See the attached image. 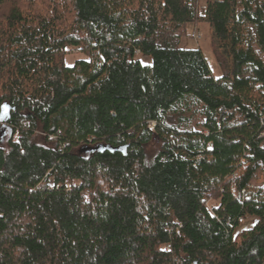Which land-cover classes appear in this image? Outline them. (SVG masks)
<instances>
[{"label":"trees","instance_id":"16d2710c","mask_svg":"<svg viewBox=\"0 0 264 264\" xmlns=\"http://www.w3.org/2000/svg\"><path fill=\"white\" fill-rule=\"evenodd\" d=\"M263 59L264 0H0V264H264Z\"/></svg>","mask_w":264,"mask_h":264},{"label":"rangeland","instance_id":"374dc122","mask_svg":"<svg viewBox=\"0 0 264 264\" xmlns=\"http://www.w3.org/2000/svg\"><path fill=\"white\" fill-rule=\"evenodd\" d=\"M202 7V3H200ZM193 31H196L200 34V39L198 41H194L190 38V35ZM210 37H211V31L207 24H198L196 27L194 25H187L186 31L182 36H177L176 39L178 40V47L181 49L186 50H194V49H200L202 53L204 54L205 58L207 59V63L212 71V74L214 77H218L221 75V71L219 66L217 65L214 55L211 50V44H210ZM141 58L140 61L142 64H148V58L137 56V58ZM86 58L77 52L76 50H69L67 52V55L64 58V63L66 66L70 67L73 65V63L76 60H81ZM193 130H200L199 127L193 126ZM7 137L2 136L0 137V145H4ZM254 223V220H248L244 225H242L243 228H250Z\"/></svg>","mask_w":264,"mask_h":264},{"label":"built area","instance_id":"2783aa9c","mask_svg":"<svg viewBox=\"0 0 264 264\" xmlns=\"http://www.w3.org/2000/svg\"><path fill=\"white\" fill-rule=\"evenodd\" d=\"M190 38H191L192 40H194V41H198V40L200 39V34H199L198 32H196V31H193V32L191 33V35H190ZM263 61H264V59H263ZM148 127H149L151 130H153V128H154V123H150ZM261 136H263V134H262ZM238 222H239V223H242V220H239Z\"/></svg>","mask_w":264,"mask_h":264},{"label":"water","instance_id":"95a60500","mask_svg":"<svg viewBox=\"0 0 264 264\" xmlns=\"http://www.w3.org/2000/svg\"><path fill=\"white\" fill-rule=\"evenodd\" d=\"M9 111H10V108H8L7 106H3L2 111L0 113V118L2 120H5L8 117Z\"/></svg>","mask_w":264,"mask_h":264}]
</instances>
